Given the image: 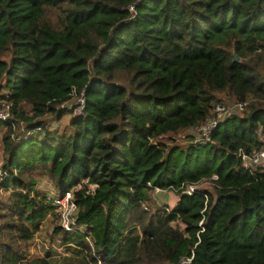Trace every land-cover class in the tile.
I'll list each match as a JSON object with an SVG mask.
<instances>
[{
	"label": "trees",
	"instance_id": "trees-1",
	"mask_svg": "<svg viewBox=\"0 0 264 264\" xmlns=\"http://www.w3.org/2000/svg\"><path fill=\"white\" fill-rule=\"evenodd\" d=\"M0 82V264H49L25 256L40 221L58 223L38 168L56 194L73 190L76 228L55 234L92 264H264V166L238 156L264 144V0H0ZM82 91L73 117L65 105ZM220 94L243 116L207 144L168 148ZM204 178L213 192L182 195ZM155 189L177 193L172 209Z\"/></svg>",
	"mask_w": 264,
	"mask_h": 264
},
{
	"label": "rangeland",
	"instance_id": "rangeland-1",
	"mask_svg": "<svg viewBox=\"0 0 264 264\" xmlns=\"http://www.w3.org/2000/svg\"><path fill=\"white\" fill-rule=\"evenodd\" d=\"M48 15L53 21L55 20V12H49ZM1 84L2 83L0 82V85ZM3 93L4 91L0 90V94ZM219 98L221 100L220 102L226 105L235 103L234 100H232L225 94H220ZM77 107V98L72 99V101L66 105V108H68L69 110H73V108ZM244 113L245 112L242 111L236 116H243ZM69 119V114L62 115L58 119L53 116H47L46 122L49 129H54L61 132L67 126ZM19 125L20 127H22V132L24 128L23 126L25 125H22L21 123ZM4 133L5 128L0 125V169L3 160L2 137ZM163 142L167 144L168 148L176 146L180 149L185 150L189 145L192 144L190 131L186 130L176 135H169V137H165V139H163ZM32 175L33 179L36 182V189L38 191L43 192L49 198L57 193L51 181L46 177L45 174L42 173L41 170H39V168L36 169V171ZM198 188L200 190L212 191V181L210 179L204 178L198 183ZM6 199L7 194L3 191H0V204H4L6 202ZM153 200L155 201V204L157 206H166L168 209H172L178 200V196L175 191H160L157 194L154 193ZM178 226L181 228V230H183V227L181 225ZM57 227L58 223L54 215H47L44 220L40 221L38 229L33 233V239L28 244H26V260L29 262L35 259L48 257L49 264H64L66 260L72 264H92L91 259L89 258L87 253L74 247L71 244L64 245L61 243L59 235L55 234V230L57 229ZM97 264H99V262Z\"/></svg>",
	"mask_w": 264,
	"mask_h": 264
},
{
	"label": "built area",
	"instance_id": "built-area-1",
	"mask_svg": "<svg viewBox=\"0 0 264 264\" xmlns=\"http://www.w3.org/2000/svg\"><path fill=\"white\" fill-rule=\"evenodd\" d=\"M130 18L135 16L134 6L128 7ZM73 95L78 100V107L71 110V116H79L84 110V93L83 91L79 96ZM74 99V98H73ZM72 101V100H71ZM67 105V104H66ZM65 105V106H66ZM246 103H234L226 105L223 103H217L214 105L211 115L205 120L193 125L189 131L191 135V141L194 145H204L210 142L211 134L229 117L237 115L244 111ZM11 117V105L5 100H0V123L7 122ZM238 156L245 169L251 170L254 168L264 166V144L251 150L250 152L240 151ZM1 176H5V173L1 172ZM214 176L211 180H216ZM89 191L93 192L95 186H89ZM182 193L186 192L190 195L200 190L198 184L183 185L180 187ZM160 190L155 189L154 193H159ZM49 203L53 206L55 213L58 214V225L59 227L68 233H72L76 228V217L78 213V207L74 200L73 190L64 192L62 194H55L49 198ZM191 258H184L180 261V264H189Z\"/></svg>",
	"mask_w": 264,
	"mask_h": 264
},
{
	"label": "water",
	"instance_id": "water-1",
	"mask_svg": "<svg viewBox=\"0 0 264 264\" xmlns=\"http://www.w3.org/2000/svg\"><path fill=\"white\" fill-rule=\"evenodd\" d=\"M238 61H239V58L236 55H234V62H238ZM182 195L183 196H190V194H188L186 192L182 193Z\"/></svg>",
	"mask_w": 264,
	"mask_h": 264
},
{
	"label": "crops",
	"instance_id": "crops-1",
	"mask_svg": "<svg viewBox=\"0 0 264 264\" xmlns=\"http://www.w3.org/2000/svg\"><path fill=\"white\" fill-rule=\"evenodd\" d=\"M176 204V203H175Z\"/></svg>",
	"mask_w": 264,
	"mask_h": 264
}]
</instances>
